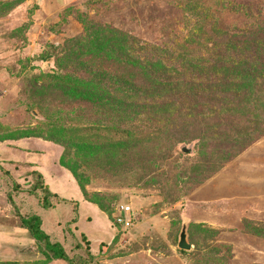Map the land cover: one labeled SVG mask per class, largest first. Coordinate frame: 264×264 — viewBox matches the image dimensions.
I'll use <instances>...</instances> for the list:
<instances>
[{
    "label": "rangeland",
    "instance_id": "rangeland-1",
    "mask_svg": "<svg viewBox=\"0 0 264 264\" xmlns=\"http://www.w3.org/2000/svg\"><path fill=\"white\" fill-rule=\"evenodd\" d=\"M262 31L264 0H0V243L68 264L24 226L37 214L73 264H264V135L239 141L248 102L231 87L218 120L186 100L127 114L122 90L158 67L240 85L223 72Z\"/></svg>",
    "mask_w": 264,
    "mask_h": 264
},
{
    "label": "trees",
    "instance_id": "trees-1",
    "mask_svg": "<svg viewBox=\"0 0 264 264\" xmlns=\"http://www.w3.org/2000/svg\"><path fill=\"white\" fill-rule=\"evenodd\" d=\"M263 33L262 31L259 34L256 33L255 35L247 36L245 40L251 43L253 37L256 46L249 50H241L238 54L239 66H237V68H231L228 70V73L226 71L225 73L223 72V77L229 75L232 79L239 82L240 85L232 84L231 80L228 81L229 83L225 82L227 81L226 79L212 85L183 84L180 79H176L177 77L180 78L181 75L175 67H169L168 69H160V67H158L159 69L139 70L135 72L137 75L139 72L142 74L149 73V78H152V81L149 83L143 82L139 88H135L133 83L128 85L127 82H123L125 84L122 85V90H124V113L128 114L133 107L136 110L139 109L141 112L146 111L147 114L152 116H155L157 112L161 111H169L170 113L176 111L175 113L178 114L181 112V109L180 105L176 104V101L179 100L180 104H184V100H186L188 101V103H186L188 105V107H186L188 115L195 111L198 115L205 116L207 113L208 116H210L207 112V107H209V109L211 108L213 111V114H216V120H218V117H222L220 116L222 105L219 106V100L223 101V95L232 87L234 91L237 89L236 98H240L239 107L244 106L245 102H248L250 107L246 119H252L253 123L251 128L247 130L246 135L239 139L242 146H249L260 136L264 135V128L262 124H259V121H262L264 118V48H260V46H264ZM245 58L249 59L251 63L249 62L247 67H242L241 61ZM222 70V68L216 69V67H213L211 71L216 77H220L219 72ZM206 74H208V71L203 72V75ZM119 86L121 88V85ZM188 92L194 97L190 99L187 95ZM131 93H134V98L137 97L136 100L138 101L131 99V97H133ZM234 95L235 93H233V96ZM190 104H196L197 106L193 109ZM199 104L202 105L200 109L198 108ZM254 119H258L256 124H254ZM220 122L221 121H217L218 124H220ZM225 137L228 138L227 135ZM244 147L243 149H245ZM243 149L238 150L241 151ZM44 205L49 207L52 204L49 203L48 198H44ZM23 223L25 227L29 228L33 237L39 240V242H43L44 246L52 252L54 257L67 259L69 262L68 264H73L65 251L64 245L60 241L50 240L49 234L45 232L41 226L42 219L39 215L33 214L29 217H23ZM42 250L46 254H49L44 248Z\"/></svg>",
    "mask_w": 264,
    "mask_h": 264
},
{
    "label": "crops",
    "instance_id": "crops-1",
    "mask_svg": "<svg viewBox=\"0 0 264 264\" xmlns=\"http://www.w3.org/2000/svg\"><path fill=\"white\" fill-rule=\"evenodd\" d=\"M36 241H5L0 243V262L12 264L41 262L44 256L37 251ZM43 256V257H42ZM58 261V260H57ZM56 260L50 264H57Z\"/></svg>",
    "mask_w": 264,
    "mask_h": 264
},
{
    "label": "water",
    "instance_id": "water-1",
    "mask_svg": "<svg viewBox=\"0 0 264 264\" xmlns=\"http://www.w3.org/2000/svg\"><path fill=\"white\" fill-rule=\"evenodd\" d=\"M179 247L183 249H190L191 245L187 241V224L183 226L182 233L180 235Z\"/></svg>",
    "mask_w": 264,
    "mask_h": 264
},
{
    "label": "built area",
    "instance_id": "built-area-1",
    "mask_svg": "<svg viewBox=\"0 0 264 264\" xmlns=\"http://www.w3.org/2000/svg\"><path fill=\"white\" fill-rule=\"evenodd\" d=\"M127 211H129L130 209H128V207L126 208ZM122 221V219H120Z\"/></svg>",
    "mask_w": 264,
    "mask_h": 264
}]
</instances>
